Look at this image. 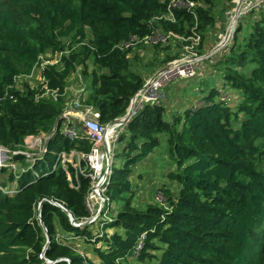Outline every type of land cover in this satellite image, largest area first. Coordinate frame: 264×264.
Returning <instances> with one entry per match:
<instances>
[{"label":"trees","instance_id":"1","mask_svg":"<svg viewBox=\"0 0 264 264\" xmlns=\"http://www.w3.org/2000/svg\"><path fill=\"white\" fill-rule=\"evenodd\" d=\"M194 1V13L174 11V22L154 23L168 13L167 0H0V147L23 150L26 137L59 128L64 89L77 68L85 88L80 103L101 124L122 117L144 84L140 70L149 73L179 57L180 44L174 56L170 45L118 46L159 28L186 39L200 35L202 54L217 27L216 4L234 3ZM238 23L229 44L202 62L210 73L197 74H216L220 86L201 90L199 102L181 114L145 105L125 126L106 192L119 206L111 222L98 230L85 223L89 179L57 162L62 152L87 154L84 138L69 141L57 131L31 169L18 175L1 169L0 188L16 187L14 194L0 190V264H264V4ZM58 53H64L59 63L42 71L47 88L62 95L57 101H36L41 85L15 87L39 56ZM227 88L238 94L233 105L222 97ZM154 155L169 162L167 182L154 188L160 201L140 205L133 171ZM13 159L24 162L21 155Z\"/></svg>","mask_w":264,"mask_h":264},{"label":"built area","instance_id":"2","mask_svg":"<svg viewBox=\"0 0 264 264\" xmlns=\"http://www.w3.org/2000/svg\"><path fill=\"white\" fill-rule=\"evenodd\" d=\"M232 2L234 3V7L233 10L229 12L230 21L233 20L234 10L238 0H232ZM263 4L264 0H243L237 17L234 19V27L232 28L231 36L227 40L226 45H221L224 41V33V35H220V43L213 49H209V52L207 51L208 53L206 52L207 54L205 56H203L204 54H199L198 47L200 46L202 38L197 34L186 39L172 32H164L162 29L156 28L153 29L151 35L142 39L130 37L128 42L121 43L118 48L123 50H135L138 46L151 48L178 43L180 44L181 53L179 57L160 67L156 73L152 74L149 78H145L143 86L130 100L126 113L122 117L107 124L99 123V114L93 110L92 107L80 103V99L85 93V88L82 84L80 75L77 74V80L82 89L77 96L68 97V100L66 101V109L58 119L60 121L59 128L55 127L50 134L26 137L22 147L23 150H9L0 147V174L1 169L3 168L14 174H19L25 170L31 169L36 161L42 160L46 153L47 141L57 131L69 141L84 138L91 145L90 151L87 154H81L74 151L68 154L62 152L58 156L57 162H60L64 170H66V164L72 165V167L81 175L89 179V189L85 197V206L90 217L85 220V223L96 224L98 222H111L114 217L108 216L111 202L106 196V192L112 174L116 144L119 143V137L124 132L125 126L128 124L129 120L145 105L166 104L168 102L165 93L166 84L175 79L188 80L194 78L198 74L204 58L205 60L210 59L214 54L229 44V41L235 32V25L238 23V20L253 9H260ZM166 7L168 13L165 16L155 18V20H153L154 23H158L161 20L174 22L172 15L174 11H186L192 14L197 7V2L194 0H167ZM219 29L220 27H218V30ZM63 54L64 53L54 54V56H39L38 61L31 72L28 75L20 76L15 80V87L23 89L24 83H27L30 86L41 85V90L35 97L36 101L44 97H50L53 101H57L62 95L59 93L58 89L49 90L47 88V84L42 77V71L47 65H57ZM19 81L22 83L21 87H17L16 85ZM67 90L66 87L64 89L65 97L68 94ZM130 106V116L125 119ZM25 147L32 151V153L25 151ZM17 155L24 157L26 167H21V164L13 159V157ZM81 163L84 164L83 168L80 166ZM17 165L19 166L17 167ZM19 167H21L22 171H20ZM55 168L56 165L53 169ZM67 179L70 186L76 188L69 174H67ZM15 187V182H13L10 186L4 189L0 188V190L6 194H14ZM161 197L162 196L159 192L155 195L157 201H160ZM143 239L144 235H141V241L137 244L134 251L135 256H137L138 252L142 249Z\"/></svg>","mask_w":264,"mask_h":264},{"label":"rangeland","instance_id":"3","mask_svg":"<svg viewBox=\"0 0 264 264\" xmlns=\"http://www.w3.org/2000/svg\"><path fill=\"white\" fill-rule=\"evenodd\" d=\"M231 8H232V6H230V5H226V4L225 5H220V3L216 4L215 9H214V16L217 19V24H218V27H220V29L218 30V27H217L216 30L212 31V35L211 34H207L208 42H207L205 48L208 47V49L206 51H205V49L203 50V52H202V54H204L203 56H205L209 52L208 51L209 49H213L216 45H218L220 43V41H221L220 40V35L221 36L224 35L226 29L229 26V21H230L229 12L231 10H233V8L232 9ZM238 24L239 23H237L235 25V29L238 26ZM248 33H249L248 26H243L242 36L247 35ZM216 35H217V37H216ZM176 45H177V43L170 44V46H171L170 55L171 56H174L177 53V51H178V48L175 47ZM224 45H226V43ZM163 47L164 46H162V48ZM148 49H149V47H148ZM162 53H164V52L162 51L161 54ZM161 54L158 55L160 59L163 58V56H161ZM48 55H51V54H48ZM145 56L146 57H150L151 56V51L149 50L146 53ZM203 60H205V58ZM150 61L155 62V60L153 58L150 59ZM201 66H200V69L205 67V65L203 63L201 64ZM160 67H162V66H160ZM138 68L139 69L140 68H145V65L144 64H139ZM207 70H209V69L207 68ZM144 73H145V75H148V71H146V70H143L141 72V75L143 76ZM209 73H210V70H209ZM196 76H201V75H196ZM217 78H219V77L215 74V75H208V76L204 77L203 79H199V78H195L194 77V78L188 79V80H185V79L172 80L169 83H167L166 86H165V93L167 95L168 102L169 103L171 102V106L173 105V103L174 104L177 103L178 104V105H176V107H177V106H182L183 104H185L186 102H188L190 100H193V98L199 97V94L201 93L200 92L201 90L205 94H208L209 91L212 88H215L216 86H220L221 85L222 82L221 81L217 82L218 81ZM180 83H185V87H181V86L177 87V85L180 84ZM16 85H17V87H21V85H22L21 81L17 82ZM179 89H181V92H178L177 94H175ZM226 90H227L226 94H224V92L221 93L223 99L224 100L225 99L229 100V104L230 105H233L234 103L238 102V96H237L238 94H237V92H234V91H232V90H230L228 88ZM198 102L199 101L195 102V104H197ZM170 107H169L168 111H170ZM176 109L177 108L173 109V111H172V108H171L172 113H174V111H176ZM172 113H170V114H172ZM121 147H122V144H120V143L116 144V154L121 149ZM162 147H164L163 144H162ZM25 151H29V153H32V151H30L27 147H25ZM159 152H160V150L158 151V153ZM163 155H164V153H163ZM160 158H163V157H160ZM118 161L119 160L116 157L114 159V163H113L114 167L118 166V164H119ZM160 162L162 164V167L158 168L156 170V172H154L152 175L147 174L145 169H141L140 167L133 171L136 174V176L140 175V178H139L140 181L138 183H136V181L133 180V184L138 186V191H141V192L145 191L147 194H149V192H150L151 193V198L154 197L158 193V191H154V187H153V189L151 191H149V189L147 188V185H152L151 183L157 182V186H159L158 179H159V175L160 174H161V180H163L164 182H167L164 179L165 178V173L167 172L166 163H162L163 161H160ZM166 162L169 164L168 161H166ZM22 164H26V163L25 162L21 163L20 166L24 167ZM156 165H157V163H156ZM18 166L19 165H17V167ZM21 167H19L20 171H22ZM144 167H147V166H143V168ZM17 175H18V173H17ZM155 201H157V200L155 199ZM118 208H119L118 205L113 204L111 202V204H110V212H109L108 216L109 217H115L116 214H117ZM93 226H95L94 228H96L98 230L99 229L98 226H100V223L98 222V223H96ZM88 257L91 260L96 261V258L92 254H89ZM146 264H155V261L147 262Z\"/></svg>","mask_w":264,"mask_h":264},{"label":"crops","instance_id":"4","mask_svg":"<svg viewBox=\"0 0 264 264\" xmlns=\"http://www.w3.org/2000/svg\"><path fill=\"white\" fill-rule=\"evenodd\" d=\"M243 20V19H242ZM146 54L145 53H141V58L143 56H145ZM163 66V65H162ZM202 67V66H201ZM160 68V66L156 67L152 72H149L148 75H145V73L143 74V78H149L152 74L156 73V71ZM206 67L204 68H201V71H203L204 73H207L209 74L208 70L205 69ZM209 69V68H208ZM79 70L80 68H77V72L72 75L68 82H67V91H68V94H67V99L68 97H72V96H77L79 94V91L82 89L80 88V84L77 80V74H79ZM144 69L140 70V73L143 71ZM145 75V76H144ZM205 77V75H201L197 78L199 79H203ZM218 81H221L220 78H217ZM178 86H181V87H185V83H180L177 85ZM178 92H181V89H179L175 94H177ZM203 96L199 94V97L197 98H193V100H190L188 102H186L185 104H183L182 106H177L178 105L177 103H173V105L171 106V102H167L165 105H167L168 107H170V111H168L167 113V116H170L173 111V109L177 108L176 111H174V113H179L181 114V112H183L184 110H186L189 106H191L193 103L199 101V99ZM172 97V96H171ZM66 99V101H67ZM171 108H172V111H171ZM169 110V108H168ZM153 159V160H152ZM160 161H163L162 163H166V167L168 169V166L169 164L166 162V159L165 158H160V157H157V155L155 156H151V157H148L146 159H144L143 161H141V163L137 164L135 169L137 168H141V169H145L146 173L149 174V175H152L154 172H156V170L158 168H161L162 167V164ZM148 163V164H147ZM157 163V165H156ZM143 166H147V167H144ZM140 175H137V178L135 179L136 183H138L140 181ZM159 183H161L163 180H161V174L159 175V179H158ZM152 185H147V188L149 189V191H151L153 189V187L155 188L157 186V182H154V183H151ZM155 184V185H154ZM154 197L151 198V193L149 192V194H147L145 191L141 192V191H138L137 190V201H138V204L140 205H143L144 203H147V202H150L152 201Z\"/></svg>","mask_w":264,"mask_h":264},{"label":"water","instance_id":"5","mask_svg":"<svg viewBox=\"0 0 264 264\" xmlns=\"http://www.w3.org/2000/svg\"><path fill=\"white\" fill-rule=\"evenodd\" d=\"M242 2H243V0H238V3L235 6L233 20H231L229 22V26L226 29V32H225V35H224V41L222 42L221 45L225 44L227 42V40L230 38V36H231V31H232V24L231 23H233L234 22V19L237 17V14H238V11H239V8H240V5L242 4ZM130 112H131V106H130L127 114H126L125 119H127L130 116ZM60 209H62V211L65 212L69 216L70 222H73V218L71 217V215L65 209H63L61 207H60ZM85 225L86 224H81V225H78V226L77 225H74V227H78L79 228V227H83Z\"/></svg>","mask_w":264,"mask_h":264},{"label":"bare ground","instance_id":"6","mask_svg":"<svg viewBox=\"0 0 264 264\" xmlns=\"http://www.w3.org/2000/svg\"><path fill=\"white\" fill-rule=\"evenodd\" d=\"M232 24V28L234 27V22L233 23H231Z\"/></svg>","mask_w":264,"mask_h":264}]
</instances>
